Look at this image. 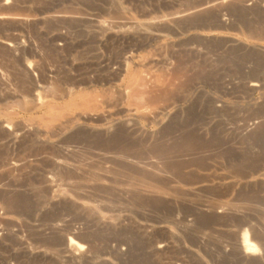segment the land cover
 <instances>
[{"label":"rangeland","instance_id":"rangeland-1","mask_svg":"<svg viewBox=\"0 0 264 264\" xmlns=\"http://www.w3.org/2000/svg\"><path fill=\"white\" fill-rule=\"evenodd\" d=\"M203 1L0 0V264H264V0Z\"/></svg>","mask_w":264,"mask_h":264},{"label":"bare ground","instance_id":"bare-ground-1","mask_svg":"<svg viewBox=\"0 0 264 264\" xmlns=\"http://www.w3.org/2000/svg\"><path fill=\"white\" fill-rule=\"evenodd\" d=\"M211 1H213V0H211ZM227 1H230V0H222L220 3H224V2H227ZM216 2V1H215ZM213 4H214V2H213ZM212 3H210V0H204L201 4H199L197 7H195V8H191V10H189V11H187V12H184V13H176V15H173L172 16V19L173 20H175V19H178V18H181V17H184V16H188V15H194L195 13H198V12H201V11H203V10H205V9H208V8H210V6H212L213 5ZM225 4V3H224ZM216 5V4H215ZM215 5H213V7L215 6ZM247 5V4H246ZM219 6H221V5H219ZM50 16H52V15H50ZM59 16V15H58ZM62 16V15H61ZM55 17V16H54ZM2 18H4V15L3 16H1L0 15V19H2ZM56 18V17H55ZM28 19V18H27ZM51 19V18H50ZM163 19V18H162ZM170 19V18H169ZM159 20V19H158ZM171 20V19H170ZM172 20V21H173ZM99 22V21H98ZM101 25H99L98 27H97V29H98V31L97 32H106V31H108V30H110L111 28L109 27V26H107V24L105 25V24H102L101 22H99ZM99 23H95V24H99ZM104 23V22H103ZM133 23V22H132ZM147 23H149L150 24V22H147ZM159 23V22H158ZM111 24H113V23H110V26H111ZM136 24V23H135ZM142 24H144V23H142ZM114 25H115V23H114ZM121 25V24H120ZM124 25V24H123ZM126 25V24H125ZM128 25V24H127ZM126 25V26H127ZM153 25V24H152ZM113 26V25H112ZM134 26V25H133ZM150 26V25H149ZM114 27V26H113ZM115 27H118V26H116L115 25ZM151 28V27H150ZM93 33V32H92ZM113 33V32H112ZM121 33V32H120ZM126 33H127V31H126ZM94 34H96V35H98L96 32L95 33H93L92 35H94ZM105 34V33H104ZM139 34V33H138ZM96 35L94 36V37H96ZM117 35V34H116ZM119 35V34H118ZM150 35V34H149ZM109 36V35H108ZM144 36V35H143ZM156 36V35H155ZM59 38V37H58ZM102 39H103V37H101ZM108 38V37H107ZM110 38V37H109ZM14 40V39H13ZM62 40V39H61ZM5 43V42H4ZM63 44V43H62ZM34 45V44H33ZM6 46V45H5ZM29 46V45H28ZM60 46V45H59ZM62 46V45H61ZM35 48V47H34ZM8 50V49H7ZM31 50V49H30ZM29 50V51H30ZM12 52V51H11ZM124 61V60H123ZM122 61H120V63H121ZM117 63H119V62H117ZM126 63V62H125ZM121 67V66H120ZM35 68V67H34ZM51 70V69H50ZM29 74V73H28ZM53 74V73H52ZM109 75V74H108ZM33 76V75H32ZM81 76V75H80ZM100 76V75H99ZM114 76V75H113ZM106 77V76H105ZM108 78V77H107ZM31 79V78H30ZM83 79V78H82ZM110 79V78H109ZM43 80V79H42ZM72 83V82H71ZM82 83V82H81ZM21 90V89H20ZM67 90V89H66ZM63 91V90H62ZM12 93V92H11ZM10 93V94H11ZM61 93H63V92H61ZM66 93V92H65ZM30 94V93H29ZM67 94H68V92H67ZM8 96V95H7ZM31 96V95H30ZM70 96V95H69ZM33 97V96H32ZM63 98V97H62ZM32 100V99H31ZM33 101V100H32ZM74 101V100H73ZM41 102V101H40ZM38 102H36V104H37ZM43 103H45V102H43ZM49 103V102H48ZM35 104V103H34ZM76 104H78V102L76 103ZM83 104V103H82ZM30 105H32V104H30ZM72 105H73V102H72ZM76 105H74V107H75ZM34 108H35V106H34ZM73 108V107H72ZM26 109V108H25ZM29 109H32V107L31 108H29ZM61 109V108H60ZM45 110V109H44ZM31 111V110H30ZM33 111V110H32ZM40 111H42L41 109H40ZM76 111V110H75ZM78 111V110H77ZM76 111V112H77ZM35 112V111H34ZM57 112V111H56ZM72 112V111H71ZM75 112V113H76ZM47 113V112H46ZM45 113V114H46ZM38 114H40V113H38ZM55 114V113H54ZM58 114V113H57ZM69 114H71V113H69ZM80 114V113H79ZM43 116V115H42ZM53 116H55V115H52L51 117H53ZM59 116V115H58ZM64 116H66V114H64L63 116H61V117H64ZM72 116V115H71ZM44 117V116H43ZM74 117V116H73ZM72 117V118H73ZM41 118V117H40ZM45 118V117H44ZM54 120V119H53ZM73 120V119H72ZM72 120H71V122H72ZM56 121V120H55ZM53 122V121H52ZM46 123V122H45ZM63 123V122H62ZM70 123V122H69ZM60 124V123H59ZM254 125L256 124L255 122L253 123ZM51 126V125H50ZM52 126H54V125H52ZM55 127V126H54ZM57 127V126H56ZM105 154V153H104ZM110 157V156H109ZM25 158V157H24ZM106 158V157H105ZM111 158V157H110ZM20 159V158H19ZM57 159V158H56ZM62 159V158H61ZM58 160V159H57ZM59 160H60V158H59ZM66 160V159H65ZM14 161V160H13ZM54 161V160H53ZM62 161H64V159H62ZM62 161H56V164L55 165H57V167H63V166H65L64 164L65 163H63ZM11 162V161H10ZM55 162V161H54ZM66 162H68V161H66ZM156 162V161H155ZM133 163V162H132ZM54 164V163H53ZM145 164V163H144ZM7 165V164H6ZM9 165H10V167H12V168H20V167H18V166H21L18 162H11V163H9ZM23 167V166H22ZM70 167V166H69ZM11 169V168H10ZM21 169V168H20ZM57 169V168H56ZM18 170V169H17ZM54 179H52V181H53ZM71 182V181H70ZM56 183V182H55ZM51 184V183H50ZM71 184V183H70ZM53 185V183L51 184V186ZM56 185V184H55ZM54 185V186H55ZM58 185V184H57ZM252 230V229H251ZM252 231H254V230H252ZM256 234V233H255ZM254 233H252L250 236L248 235V233H247V231L246 230H244V232H243V234H242V245H243V252H244V254L246 255V257H247V255H249V254H253V253H255V243L257 242V241H255V243L253 242L254 241V239H256V237H257V235H255ZM70 239V238H69ZM258 239V238H257ZM253 240V241H252ZM81 247H83V246H81ZM84 249V248H83ZM79 249L77 248V246L72 242V241H69V243L68 244H66L65 246H64V251H65V253H68V255H69V257H74V258H81L82 256H84L85 254L83 253V252H80L81 250H79ZM79 253H78V252ZM242 252V251H241ZM260 253V252H259ZM243 254V253H242ZM255 254H257V253H255ZM250 256V255H249ZM242 258H243V256H242ZM248 258V257H247ZM257 258V257H256ZM257 260V259H256Z\"/></svg>","mask_w":264,"mask_h":264}]
</instances>
